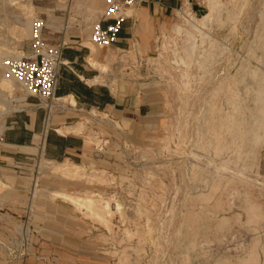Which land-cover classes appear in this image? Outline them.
<instances>
[{"label": "rangeland", "instance_id": "obj_1", "mask_svg": "<svg viewBox=\"0 0 264 264\" xmlns=\"http://www.w3.org/2000/svg\"><path fill=\"white\" fill-rule=\"evenodd\" d=\"M194 2L196 23L210 15L201 29L175 12L158 25L138 19L128 52L99 51V83L140 87V117L75 112L66 131L84 144L74 163L44 157V144L3 148L14 160L0 147V264H264V0ZM100 13L99 0H0L2 139L32 99L2 67L29 54L31 22L59 21L46 23L52 43L61 26L81 41ZM19 181H32L21 203Z\"/></svg>", "mask_w": 264, "mask_h": 264}, {"label": "crops", "instance_id": "obj_2", "mask_svg": "<svg viewBox=\"0 0 264 264\" xmlns=\"http://www.w3.org/2000/svg\"><path fill=\"white\" fill-rule=\"evenodd\" d=\"M185 4H188L194 13L202 11L194 0H142L138 8L129 13V19L121 25L118 34L119 42L112 48L119 53L128 52L133 42L137 43V39L141 40L136 26L138 19L148 24L158 25L162 20H168L170 15ZM99 17L92 22L87 36L81 41L71 35H64L65 26L56 27L60 36L54 43L46 36V23L53 26L56 21L48 18L44 20L45 40L52 45L60 41L66 45L62 53L65 67L60 72L56 102L50 110L48 121H46V112L38 108L37 101L34 99H31V103L25 107L23 115H13L9 126L3 133L1 152L4 154V160H14L9 152L4 151L5 147L14 148L21 154H27L23 150H37L39 145L42 147L44 144V157L53 161L63 159L74 163L81 159L84 144L79 136L74 135L72 131H66L72 128L66 125H69L68 120L73 118L75 112L84 109L100 110L106 116L116 118L120 114L126 117H140L147 110L146 97L140 87L130 91L129 86L120 87L119 85L114 90L99 83L101 73L99 69L93 68L90 62H95L94 64L97 63L98 66L104 64L99 61L101 50L89 43L93 26L100 23ZM101 26L105 25L101 24ZM107 58L108 56H105L103 61H107ZM45 128H47L46 131H44ZM48 153L51 155L49 156ZM23 159L29 160V157H23ZM27 179L29 178L20 177V180ZM23 182L25 185L19 181L21 185L17 184L12 189L20 197V203L25 196L30 194L32 187V181L30 187L26 186V181Z\"/></svg>", "mask_w": 264, "mask_h": 264}, {"label": "built area", "instance_id": "obj_3", "mask_svg": "<svg viewBox=\"0 0 264 264\" xmlns=\"http://www.w3.org/2000/svg\"><path fill=\"white\" fill-rule=\"evenodd\" d=\"M101 3L100 23L94 25L89 37V43L99 50L114 47L119 42V31L124 21L141 4L142 0H99ZM172 20L185 19L196 21L197 16L191 9L180 7L170 18ZM104 24L105 26H101ZM188 27V26H187ZM45 22L34 19L29 33V54L19 58L9 57L2 62L3 76L6 81L14 80L25 90L27 97L37 101V106L46 112V121L50 110L56 102V91L60 79V72L65 64L62 53L66 48L64 42L49 44L44 38ZM159 38L164 39V35ZM123 53V52H122ZM45 128L44 131H46ZM3 139L0 137V147ZM14 169L21 174L22 168ZM23 264V263H19Z\"/></svg>", "mask_w": 264, "mask_h": 264}, {"label": "bare ground", "instance_id": "obj_4", "mask_svg": "<svg viewBox=\"0 0 264 264\" xmlns=\"http://www.w3.org/2000/svg\"><path fill=\"white\" fill-rule=\"evenodd\" d=\"M212 5V4H211ZM209 14H207V15H204L203 17H202V19L198 22V23H196L195 21H193V20H189V25H190V27L192 28V29H194V30H198V29H201L202 28V26L203 25H205V23H206V21H207V19L209 18ZM175 32V31H174ZM190 35V34H189ZM191 36V35H190ZM8 54V53H7ZM96 54V53H95ZM9 55V54H8ZM10 57V56H9ZM209 58V57H208ZM111 58L110 57H108L107 58V61H109ZM209 60V59H208ZM91 63V66L93 67V68H97V69H99V71H100V73H101V75H103V74H105L106 72H107V70H106V66H105V64H102V65H96V64H94V63H92V62H90ZM100 79H101V77H100ZM99 79V80H100ZM104 79V78H103ZM102 80V79H101ZM100 82V81H99ZM7 84V83H6ZM93 114V113H92ZM78 129H79V127H78ZM82 129V128H81ZM80 129V130H81ZM78 132V131H77ZM97 138V137H96ZM95 139V138H94ZM93 140V139H92ZM217 143V142H216ZM99 144V143H98ZM220 145V144H219ZM218 145V146H219ZM99 147H100V145H99ZM218 149H220V147L219 148H217V151H219ZM82 166V165H81ZM75 167V169H80V168H76V166H74ZM73 170V169H72ZM55 171H58L57 173H61V174H64V175H67L68 173H70V169H68V167L67 166H65V164L62 166V165H60V164H58L57 166H56V170ZM80 171H82V170H80ZM95 171V170H94ZM97 171V170H96ZM79 172V171H78ZM85 172V171H84ZM77 173V172H76ZM82 173V172H81ZM80 173V174H81ZM94 174H95V172H94ZM91 175V174H90ZM96 175V174H95ZM73 176V175H72ZM74 176H76V175H74ZM78 176V175H77ZM84 176V175H83ZM102 177V176H101ZM85 178V177H84ZM87 178V177H86ZM90 178V177H89ZM97 178H98V176H97ZM96 179V178H95ZM97 181H99V180H97ZM102 181V180H101ZM103 183V182H102ZM105 183V182H104ZM216 187V186H215ZM34 192V191H33ZM88 193V192H87ZM86 196V195H85ZM90 197V196H89ZM86 198V197H85ZM84 198V200H82L81 201V205H84L85 207L86 206H89V209H90V206H91V204H93V202L91 203V198L90 199H88V197H87V199H85ZM76 200H78V198L76 199ZM93 201H94V199H93ZM96 202V201H95ZM101 202V201H100ZM75 204V203H74ZM104 204V203H103ZM76 205V204H75ZM80 205V206H81ZM77 206H79V204L77 205ZM84 206H82V207H84ZM93 206V205H92ZM101 206V205H100ZM105 205H103V207H104ZM217 206V205H216ZM87 208V207H86ZM102 208V207H101ZM88 209V208H87ZM88 209V210H89ZM92 209V208H91ZM103 209V208H102ZM100 212H101V210H99ZM98 211V212H99ZM92 213V211L90 210L89 211V213ZM102 213H103V211H102ZM107 214V213H106ZM104 215V214H103ZM94 216H96L97 217V214L96 215H94ZM108 217V216H107ZM99 218V217H98ZM105 218V217H104ZM101 220H102V218H101ZM103 221V220H102Z\"/></svg>", "mask_w": 264, "mask_h": 264}]
</instances>
